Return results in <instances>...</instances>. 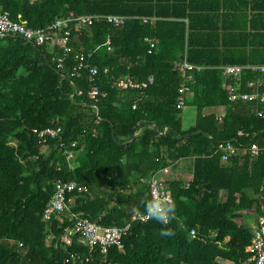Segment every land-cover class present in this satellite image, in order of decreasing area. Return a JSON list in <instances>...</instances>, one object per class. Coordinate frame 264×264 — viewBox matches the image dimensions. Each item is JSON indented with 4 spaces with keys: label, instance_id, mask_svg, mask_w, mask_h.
<instances>
[{
    "label": "trees",
    "instance_id": "trees-1",
    "mask_svg": "<svg viewBox=\"0 0 264 264\" xmlns=\"http://www.w3.org/2000/svg\"><path fill=\"white\" fill-rule=\"evenodd\" d=\"M191 8L189 0H0V12L31 27L80 14L136 16L120 26L105 20L72 25L66 53L59 44L34 45L0 35V264L245 263L252 230L238 218L248 210L264 216V156L222 160L212 152L218 141L236 137L238 129L243 131L240 143L261 142L264 103L228 101L226 87L233 80L217 67L226 61L214 58L210 35L193 29ZM150 15L159 19L141 21ZM145 36L156 39L154 48ZM76 55L97 68L94 84L87 68L70 75ZM184 55L202 67L193 68L184 81L192 94L176 108ZM235 63L264 60L247 57ZM149 75L153 80L144 88L116 84L125 76L140 82ZM256 79L264 94V72L256 70L241 73L239 88L251 91L246 82ZM92 84L104 95H90ZM186 105L195 107L196 117L192 126L183 127ZM215 105H224L222 116L203 114V108ZM55 125L62 127L66 142H77L72 170L58 143L49 141L44 148L33 131ZM181 158H192L191 178L188 186L181 178L166 180L172 218L132 221L122 246L105 253L59 240L77 216L106 226L127 222L150 200V173ZM57 179H75L86 190L67 193L64 211L45 219L42 212ZM162 230L173 235L161 236Z\"/></svg>",
    "mask_w": 264,
    "mask_h": 264
},
{
    "label": "built area",
    "instance_id": "built-area-1",
    "mask_svg": "<svg viewBox=\"0 0 264 264\" xmlns=\"http://www.w3.org/2000/svg\"><path fill=\"white\" fill-rule=\"evenodd\" d=\"M132 15H119V14H80L76 16H61L56 17L52 22L45 26L31 27L24 21H16L10 18L9 13L6 11L0 12V35H11L19 37L26 42H30L34 45L41 44H59L63 47V51H71L69 45L71 26L76 28L86 27L98 20H105L115 26H120L127 19L135 18ZM141 21L146 23H152L156 18L154 16H142ZM150 49L156 46V39L151 37H144ZM107 49L110 48L109 41H106ZM78 58L77 63L72 67L70 75H75L81 68H87V79L90 83L95 82L97 68L94 66H87L83 61L82 56L76 55ZM63 58H57V66L62 65ZM180 69L184 72L192 70L193 68H201L202 66H196L185 59L179 63ZM245 69L256 70L264 72V64H226L221 66L222 73L231 76L235 82H231L227 85V98L229 101L245 100L256 101L264 103V94L259 90L262 85L261 79L249 80L246 85L252 88L251 91L241 90L239 88V77ZM107 68L104 69L106 71ZM184 80L177 89L176 108L183 107L185 98L190 95L189 86L184 81L189 79V76H184ZM153 80V77L149 75L147 79L140 82L134 81L128 76L122 77L117 81V86L121 88H144ZM89 90V94L97 96L98 94L104 95V92H100L99 89L93 85ZM134 108L135 105L133 104ZM259 116L263 113L261 110L257 112ZM39 138L42 146L47 145L49 141H55L58 143V150L65 156L67 166L72 170L75 166L74 158L77 152L76 140L66 142L62 137V127L60 125L46 126L41 128H35L33 130ZM243 135V131L238 129L236 131V137L231 139L218 141L213 147L212 153H219L222 160L239 155L248 154L255 158L260 155L264 156V144H259L255 139L247 143H240L238 137ZM57 169H60V165L57 164ZM159 170L152 171L147 179L150 200L159 199L166 202L172 201V195L168 192L167 184L164 179L158 175ZM188 186V182L185 183ZM86 187L79 184L75 179L62 180L57 179L54 182V190L47 201L42 216L45 219H51L53 215L58 216L66 208V195L70 192L83 191ZM60 217V216H59ZM150 217L147 215L146 210H134L130 219L121 225H102L97 220L89 219L85 216H77L69 224L65 225L60 233L59 240L63 244L69 245L73 240L82 246H86L89 249L95 247L99 248L102 253H105L108 248L112 246L121 247V238L129 230L132 221H146ZM60 220V218H59ZM61 221V220H60ZM167 218L163 220L166 222ZM195 230L190 229V234H194ZM252 243L249 247V254L244 264H264V216H260L257 220L255 227L252 229ZM78 261V257H77Z\"/></svg>",
    "mask_w": 264,
    "mask_h": 264
},
{
    "label": "crops",
    "instance_id": "crops-1",
    "mask_svg": "<svg viewBox=\"0 0 264 264\" xmlns=\"http://www.w3.org/2000/svg\"><path fill=\"white\" fill-rule=\"evenodd\" d=\"M189 3L192 6L190 14L193 19V29L204 36L210 35L213 46H215V49H213L214 58L217 57L226 61L225 64L217 65L218 68L226 64H239L235 62L244 60L247 57L256 61L264 60V0H189ZM150 16L156 18L152 24L159 19L158 16ZM184 19L187 22V19ZM185 58L184 55L183 59ZM185 60L188 61L187 58ZM191 71L187 70L182 74L189 76L188 80H190ZM232 80L235 81L233 78ZM191 94L190 92V95L186 98ZM185 108L186 111H184ZM184 109L182 111V126H192L196 117L195 107L186 105ZM224 110V105L208 106L203 108V114L213 113L220 117L223 115ZM184 122L187 124H184ZM165 129L166 127L160 130V133H164ZM138 132L140 130H137L136 133ZM263 140L261 139V142ZM261 142L258 143L264 144ZM232 157H248L250 160L257 158H253L248 154H239ZM191 165L192 158H181L175 163L160 169L158 175L165 182L167 179L181 178L184 180L185 185L191 178ZM257 220L258 218L254 215L253 210L245 211L238 218V221L244 222L245 226L251 228V230L255 227ZM224 263L228 262L224 261Z\"/></svg>",
    "mask_w": 264,
    "mask_h": 264
},
{
    "label": "clouds",
    "instance_id": "clouds-1",
    "mask_svg": "<svg viewBox=\"0 0 264 264\" xmlns=\"http://www.w3.org/2000/svg\"><path fill=\"white\" fill-rule=\"evenodd\" d=\"M147 215L157 221H163L165 218H172L174 213V204L159 199L148 200L144 204ZM161 236L173 235L171 230H162Z\"/></svg>",
    "mask_w": 264,
    "mask_h": 264
},
{
    "label": "rangeland",
    "instance_id": "rangeland-1",
    "mask_svg": "<svg viewBox=\"0 0 264 264\" xmlns=\"http://www.w3.org/2000/svg\"><path fill=\"white\" fill-rule=\"evenodd\" d=\"M188 106H191V105H188ZM190 108V107H189ZM184 111H186V108L184 109ZM183 113V112H182ZM184 124H187L186 122H184ZM185 163L187 162V161H184ZM114 202V201H113Z\"/></svg>",
    "mask_w": 264,
    "mask_h": 264
}]
</instances>
